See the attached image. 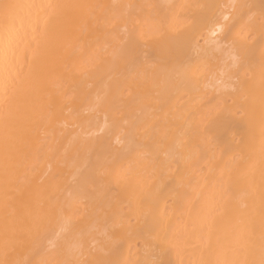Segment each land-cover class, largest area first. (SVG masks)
Wrapping results in <instances>:
<instances>
[{
    "label": "bare ground",
    "instance_id": "obj_1",
    "mask_svg": "<svg viewBox=\"0 0 264 264\" xmlns=\"http://www.w3.org/2000/svg\"><path fill=\"white\" fill-rule=\"evenodd\" d=\"M0 264H264V0H0Z\"/></svg>",
    "mask_w": 264,
    "mask_h": 264
}]
</instances>
